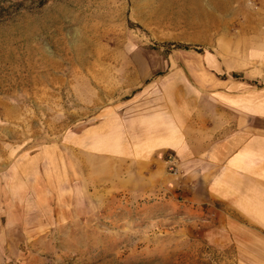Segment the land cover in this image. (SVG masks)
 Returning a JSON list of instances; mask_svg holds the SVG:
<instances>
[{
    "label": "rangeland",
    "instance_id": "rangeland-1",
    "mask_svg": "<svg viewBox=\"0 0 264 264\" xmlns=\"http://www.w3.org/2000/svg\"><path fill=\"white\" fill-rule=\"evenodd\" d=\"M249 69L264 70V0H49L1 17L0 264H214L178 161L169 173L162 156L173 193L118 186L127 171L80 136L173 75L197 90L200 73Z\"/></svg>",
    "mask_w": 264,
    "mask_h": 264
},
{
    "label": "crops",
    "instance_id": "crops-1",
    "mask_svg": "<svg viewBox=\"0 0 264 264\" xmlns=\"http://www.w3.org/2000/svg\"><path fill=\"white\" fill-rule=\"evenodd\" d=\"M263 71L241 80L200 73V90L173 75L157 95L136 97L131 112L80 136L87 156L127 171L118 186L135 178L173 193L162 156L174 155L183 208L200 207V259L211 255L214 264H264V87L253 86Z\"/></svg>",
    "mask_w": 264,
    "mask_h": 264
},
{
    "label": "trees",
    "instance_id": "trees-1",
    "mask_svg": "<svg viewBox=\"0 0 264 264\" xmlns=\"http://www.w3.org/2000/svg\"><path fill=\"white\" fill-rule=\"evenodd\" d=\"M47 1L49 0H21L19 3H14L13 0H0V18L7 16L11 14L12 12H15L22 7H24V4L28 3L31 6H42L44 5ZM169 48L172 47L171 49L175 50H195L197 52L198 49L196 47H192L189 45H168ZM233 78H236V74H231Z\"/></svg>",
    "mask_w": 264,
    "mask_h": 264
},
{
    "label": "built area",
    "instance_id": "built-area-1",
    "mask_svg": "<svg viewBox=\"0 0 264 264\" xmlns=\"http://www.w3.org/2000/svg\"><path fill=\"white\" fill-rule=\"evenodd\" d=\"M166 167L169 173L176 174L178 171L177 159L172 154H167L165 157Z\"/></svg>",
    "mask_w": 264,
    "mask_h": 264
}]
</instances>
